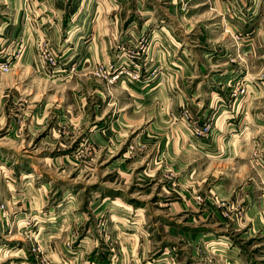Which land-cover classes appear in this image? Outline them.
Returning a JSON list of instances; mask_svg holds the SVG:
<instances>
[{"label":"rangeland","instance_id":"374dc122","mask_svg":"<svg viewBox=\"0 0 264 264\" xmlns=\"http://www.w3.org/2000/svg\"><path fill=\"white\" fill-rule=\"evenodd\" d=\"M145 21L175 38L159 62ZM0 63V264H64L20 239L37 211L72 264L235 263L216 232L254 257L244 192L212 187L258 180L264 202V0H0Z\"/></svg>","mask_w":264,"mask_h":264},{"label":"crops","instance_id":"0c3cea01","mask_svg":"<svg viewBox=\"0 0 264 264\" xmlns=\"http://www.w3.org/2000/svg\"><path fill=\"white\" fill-rule=\"evenodd\" d=\"M115 22L117 23V21ZM135 26H136V23L133 20H131L127 23L126 28L129 31H133L132 28ZM135 30L136 29H134V32L136 34ZM144 31L145 32L148 31L147 33H148V38H149L147 47H146L147 50L145 52L146 57L153 59L155 62H159L158 60L161 58L163 52L167 51V48H168L167 46H171V48H173L171 43L175 42L174 41L175 38H173L172 35H169L166 32L167 30L165 26L159 25L158 29H153L151 28V24L148 23L147 21L141 24V27L138 28L137 33H141ZM127 38L130 40L132 39V36H127ZM182 56L183 54L180 55V57ZM196 75L199 76V74H196ZM207 75L208 73L203 74L202 76L206 77ZM215 75L218 77L221 76V78H219L217 81V83L222 84L221 89L226 88L225 86L226 84H224L225 83L224 82L225 81V71L219 74H214L212 76H215ZM194 94H193L194 98L197 96H200L199 93L194 92ZM216 103L219 104L220 103L219 100ZM192 104H195V103H192ZM195 105L197 107V105H200V103L198 102V104H195ZM208 105H211V102ZM203 108L209 109L208 106H205ZM197 109L198 108H196V111ZM235 109L236 108H234V110ZM203 111L206 112L205 110ZM197 115L200 118L198 111H197ZM201 115H205V114H201ZM120 120H121L120 118L116 119V122H113L112 125L118 123ZM112 130L113 128H111V125H110V127L107 128L106 132H103L100 135L104 137H108L110 133H113ZM232 133L233 134L231 135V138L236 139V136L234 135H238V133L237 132H232ZM259 168L262 169L263 167H259ZM240 172L242 173V171ZM255 182L258 183V180ZM255 182H252L249 184L247 183L246 184H230V183L214 184V186L212 187V192L216 194L217 196H219L220 198L226 199V203L229 205L231 204V206H232V203L234 202L233 200H237L241 198V196L238 195L240 194L239 192L238 193L234 192L236 188L238 187V189L242 193L244 192L245 204L247 205V210L245 211L244 217H242V219L244 220L237 219V214L231 215L230 228L235 229L236 231L242 228L245 229V230L242 229V231H239L240 232L239 238L243 240L253 239L252 243H255L254 246L258 247L256 250L257 253H255L254 257L253 256L249 257L248 252H246L245 250L242 251V255L240 254L239 256H237L240 251L239 249H241L242 247L231 245L229 246V248H227L225 246L226 241L223 240L222 236L218 234L217 232L214 233L212 237L205 236L201 240V241H205L206 239V241L208 242L210 241L208 244L210 246H213L215 253L216 254L224 253L225 257L222 258L224 261H227V260L229 261L230 259L228 258L234 259L235 263L233 264H251L252 262H254L252 264H264V202H262V199H261V190H260L261 186L260 184H254ZM3 201H6V204L8 202V204L6 205L5 203H1L0 201V220L1 221L6 220V216H5L6 214H4L5 212L4 210L7 209V206L9 207V201L4 200V199ZM1 205H3V207H1ZM34 214L36 216L35 218L42 219L43 221H48V224H47L49 227L48 230L45 232V231H40L38 229L37 231H35V233L31 231L27 233L25 229L22 227L21 229L17 230V232L20 234L19 235L21 237L20 239L26 241V239L30 240L34 237L33 239L35 242H31L30 246L32 244H36L37 242L39 246L42 245L41 248L43 247L45 249L44 251L49 256L51 255L50 252H52V250H55L56 251L55 256H58V258L60 259L59 263L72 264V260H74V258L67 257V254H69L68 253L69 248L65 245L66 243L61 242V240L59 241L56 239V236L60 235L59 232L63 231L62 228H60L59 226L62 224L64 219L60 218L57 214L55 215L54 213L42 214L40 211H37ZM1 215L4 219L1 218ZM55 216L58 217L57 220L55 219ZM4 222H7V221H4ZM239 222H241V226H237ZM220 224L223 225L222 223ZM224 231H227V228H224ZM208 232L206 234L209 235ZM68 236L69 234L67 235V237ZM229 243L231 244L230 240H229ZM229 243L228 245H230ZM81 246H83V248L85 249L87 248V246H85L84 243H81ZM28 250H30V255H32V257L36 255L35 253L31 251L29 247H28ZM227 251L232 254H228ZM75 257L77 258V256ZM213 259H214L213 264H218V260L215 258ZM80 263H81L80 261L79 262L76 260L74 261V264H80ZM111 264H114V263L111 262ZM208 264H211V263H208ZM221 264H223V262H221Z\"/></svg>","mask_w":264,"mask_h":264},{"label":"built area","instance_id":"2783aa9c","mask_svg":"<svg viewBox=\"0 0 264 264\" xmlns=\"http://www.w3.org/2000/svg\"><path fill=\"white\" fill-rule=\"evenodd\" d=\"M51 59L52 61H54L53 58H49ZM0 69L3 70V71H7L9 69L8 65L6 63H0ZM108 70V69H107ZM120 73V72H119ZM100 75V70H98V73ZM110 74V73H109ZM117 77V74H113L111 79H115ZM110 81V80H109ZM206 131L209 130V127H206L205 128ZM1 207H3V205H1ZM31 251L33 252H37V254L39 255V253L41 252V247H39V245L36 243V244H32L31 245ZM33 252V253H34ZM83 264H95L93 262H88L87 260L83 261Z\"/></svg>","mask_w":264,"mask_h":264}]
</instances>
